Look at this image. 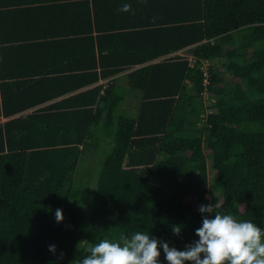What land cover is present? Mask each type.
Segmentation results:
<instances>
[{
	"label": "trees",
	"instance_id": "1",
	"mask_svg": "<svg viewBox=\"0 0 264 264\" xmlns=\"http://www.w3.org/2000/svg\"><path fill=\"white\" fill-rule=\"evenodd\" d=\"M52 49L60 66L31 68ZM215 58L231 81L204 82ZM98 130L89 199L75 173ZM206 193L264 229V0H0V264H72L78 241L137 231L184 250Z\"/></svg>",
	"mask_w": 264,
	"mask_h": 264
},
{
	"label": "clouds",
	"instance_id": "2",
	"mask_svg": "<svg viewBox=\"0 0 264 264\" xmlns=\"http://www.w3.org/2000/svg\"><path fill=\"white\" fill-rule=\"evenodd\" d=\"M130 10L131 5L127 3L118 9ZM222 206L217 198L215 203L199 206L203 219L195 230L198 239L187 244L184 250L145 232L137 231L130 237L120 233L118 239L102 238L95 243L86 239L78 241L76 247L81 255L72 264H161V248L167 264H264V229L251 220H237L232 214H222L218 211ZM64 219L63 210L56 209V222ZM171 230L180 236L182 226L172 225ZM48 250L54 255L57 253L55 245H49ZM63 255L61 252L59 258Z\"/></svg>",
	"mask_w": 264,
	"mask_h": 264
},
{
	"label": "rangeland",
	"instance_id": "3",
	"mask_svg": "<svg viewBox=\"0 0 264 264\" xmlns=\"http://www.w3.org/2000/svg\"><path fill=\"white\" fill-rule=\"evenodd\" d=\"M200 68L202 71L206 72V77L209 75V68H213L217 70L218 72V78L221 80L225 81H231L233 79V76L229 69L226 67V60L224 58H215L213 61H201L199 64ZM137 92L133 93L135 96ZM130 98V101H133V98L131 97L132 94L128 95ZM202 100L204 105H209L213 103V99L211 98L209 92L204 91L202 93ZM131 103V102H130ZM132 109L129 111L131 113ZM210 111L209 109H206L204 112V115H206V112ZM204 121H200V125L203 124ZM96 135L98 136L97 142H98V149L96 150L94 146H91V149L87 152V156L83 159H80L78 162V166L76 169V179H77V184L80 185L82 190V193H90L88 196L89 199L91 198V194L96 188V182L98 175L100 173V168H101V163L103 161L104 155L106 151L109 148L108 143H105L107 140L109 141L110 138L105 136L100 130L96 132ZM184 152L188 154L190 152V147H185ZM210 157V156H209ZM209 157L208 163L210 161ZM208 181L210 182L212 179L216 177V174L214 171L211 169V167H208ZM208 182V185H209ZM210 187V185H209ZM85 190H89L90 192H86ZM85 196V194H84ZM205 198L208 199V204L209 203H215L216 198L220 200L218 194H211V193H206ZM187 203L190 205L192 208H197L199 209V202L197 201V197L195 196H188L186 199ZM203 218V216H202Z\"/></svg>",
	"mask_w": 264,
	"mask_h": 264
},
{
	"label": "crops",
	"instance_id": "4",
	"mask_svg": "<svg viewBox=\"0 0 264 264\" xmlns=\"http://www.w3.org/2000/svg\"><path fill=\"white\" fill-rule=\"evenodd\" d=\"M46 52L48 54H42V52L39 54L37 51H35V54H37L39 57H37V61H34V62L31 63V64H33L32 65L33 67H31L32 69H34V70H42V69L46 70V68H51V67H55V66H60L61 65L60 60H59V56L58 57L56 56V54H58V53H54V52H57V50L52 49V50H47ZM175 53L176 54H182L180 51L175 52ZM123 74L124 73H121V74L117 75L121 82H124ZM104 81L105 80H99L98 83H102ZM131 97L133 98V101H130L129 96L126 97V100H125V104L126 105L131 106L134 103L135 96L132 94ZM50 102H48V103H50ZM40 106H43V104L40 105Z\"/></svg>",
	"mask_w": 264,
	"mask_h": 264
},
{
	"label": "built area",
	"instance_id": "5",
	"mask_svg": "<svg viewBox=\"0 0 264 264\" xmlns=\"http://www.w3.org/2000/svg\"><path fill=\"white\" fill-rule=\"evenodd\" d=\"M204 75H205V79H204V82L207 83V77H206V72H204Z\"/></svg>",
	"mask_w": 264,
	"mask_h": 264
}]
</instances>
